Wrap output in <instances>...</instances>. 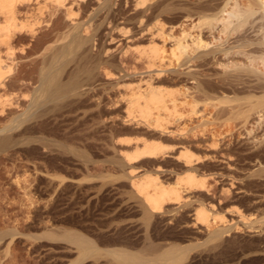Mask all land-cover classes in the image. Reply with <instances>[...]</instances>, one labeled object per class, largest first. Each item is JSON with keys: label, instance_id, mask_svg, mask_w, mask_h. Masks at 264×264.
<instances>
[{"label": "rangeland", "instance_id": "obj_1", "mask_svg": "<svg viewBox=\"0 0 264 264\" xmlns=\"http://www.w3.org/2000/svg\"><path fill=\"white\" fill-rule=\"evenodd\" d=\"M8 16L24 27L0 36L10 66L0 98L12 102L0 110V137H12L0 144V264H162V247L178 248L179 264L264 260L261 0H24L0 12V25ZM80 23L81 40L55 59ZM199 34L207 46L196 49ZM179 39L189 47L177 50ZM51 61L55 80L80 69L82 84L46 101L38 89ZM150 88L163 91L165 107L128 115L129 100ZM128 122L182 136L219 163L212 208L225 221L147 208L118 145Z\"/></svg>", "mask_w": 264, "mask_h": 264}, {"label": "crops", "instance_id": "obj_2", "mask_svg": "<svg viewBox=\"0 0 264 264\" xmlns=\"http://www.w3.org/2000/svg\"><path fill=\"white\" fill-rule=\"evenodd\" d=\"M117 138L124 159L129 153L133 156V152L139 149V159L129 160L130 162L125 160V173L130 189L142 199L148 209L153 207L152 201L157 199L155 202L159 201L161 209L158 206L159 210L158 207L157 210L154 209L155 213L169 207L180 208L183 217L196 224L201 223L196 221L199 208L215 211L212 208V205H217L215 179L221 168L214 159L183 145L182 136L165 135L157 129H149L135 122L125 123ZM163 147L166 149L161 150ZM146 150H150V153Z\"/></svg>", "mask_w": 264, "mask_h": 264}, {"label": "bare ground", "instance_id": "obj_3", "mask_svg": "<svg viewBox=\"0 0 264 264\" xmlns=\"http://www.w3.org/2000/svg\"><path fill=\"white\" fill-rule=\"evenodd\" d=\"M21 1H24V0H0V12L1 13H12V10H13V7L15 6V4L17 3V2H21ZM50 1H52V2H54L55 4H57V5H59V6H64V2L66 1V0H50ZM80 1V0H79ZM144 0H138V2H143ZM146 2V1H145ZM228 3V2H227ZM261 4H262V6L264 7V0H261ZM235 7V6H234ZM59 8V7H58ZM110 8V7H109ZM72 9V8H71ZM101 9V8H100ZM96 12V11H95ZM228 14H229V16L232 14V12L230 13V12H228ZM236 14V13H235ZM65 15H66V17H69V15H70V9L69 8H65ZM96 15V14H95ZM216 17V16H215ZM219 17V16H218ZM221 19V18H220ZM208 20V19H207ZM219 20V19H218ZM217 20V21H218ZM16 21V20H15ZM88 21V20H87ZM227 21V20H226ZM229 22V21H228ZM237 22V21H236ZM17 23V22H16ZM15 22H14V20H13V17H11L10 19H9V16H8V19L6 20V22H5V24H3V25H0V36H1V33L2 32H7V33H11V32H14V31H17V30H20V29H22L23 27H24V25H18V24H16ZM83 23V22H82ZM225 23V22H224ZM237 24V23H236ZM80 26H81V23L80 24H77L75 27H74V32L69 36V37H71V40H70V43H67V47L65 46L63 49H61V47H59V50H58V53H56V55H55V53H54V58L56 59H59L60 57L61 58H63V57H65V55L66 54H69V52L71 53V50H73V44H74V42L75 41H77L78 39H80V37H79V28H80ZM200 26V25H199ZM255 26V25H254ZM30 27V25H28V27L27 28H29ZM82 27H84L86 30H87V25L85 26V24L83 23L82 24ZM198 27V26H197ZM253 27V26H252ZM236 28V27H235ZM203 29V28H202ZM252 29V28H251ZM225 32V31H224ZM6 33V34H7ZM200 33V32H199ZM187 34H184V36L183 37H185ZM5 36V35H4ZM7 36H9V35H7ZM11 36V35H10ZM68 36V35H67ZM187 37V36H186ZM193 39H192V41L191 42H193V45L196 47V49H199V48H205L206 46H207V43L202 39V37L200 36V34L199 35H197V37H192ZM182 39V38H181ZM181 39H179L178 41H177V47H176V49L177 50H181V49H183L184 48V50L185 49H187V47H189L188 45L189 44H183L182 43V41H181ZM81 40V39H80ZM235 43V42H234ZM65 45V44H64ZM63 45V46H64ZM76 45V44H75ZM240 45V44H239ZM79 46V45H78ZM224 46V45H223ZM242 46V45H241ZM192 47V46H191ZM72 48V49H71ZM94 48V47H93ZM61 49V50H60ZM78 49V48H77ZM222 49V50H221ZM229 48L227 47V48H219L218 49V51L220 50V52H223L225 55H227L228 56V53H229V50H228ZM150 50V49H149ZM157 50V49H156ZM144 51V50H143ZM187 51V50H186ZM56 52H57V50H56ZM156 52V51H155ZM176 53V52H175ZM186 53V52H185ZM212 53H214V51L212 52ZM215 53H217V50H215ZM215 53L213 54V55H215ZM219 53V52H218ZM150 54H154V50L153 49H151V52H150ZM237 54V53H236ZM64 55V56H63ZM147 55H149V54H147ZM158 55V54H157ZM63 56V57H62ZM151 56H153V55H151ZM256 57V56H255ZM45 59V58H44ZM52 59V58H51ZM261 59V58H260ZM52 61H53V59H52ZM51 61V63H50V67H48V70L46 71V73H44L42 76L43 77H41V81L42 82H40V84H41V86H40V89H38L39 90V93H38V96L39 97H46L45 99H46V101L48 100V101H51V99H53L54 98V100H57V99H55V97L56 98H58V96H59V98H60V96H62V95H65V94H68L69 92V90L71 91V90H73V89H75L76 90V88H78V87H80V85L82 84L81 83V79H80V77H79V71H80V69H78V70H76V71H74L73 73H72V75L70 74V76H69V79H67V81H65V82H61V80H55V78H56V75H59L58 73L56 74V71H58L57 70V68H55V66H53V64L55 63L54 61V63ZM79 61V60H78ZM251 61V60H250ZM73 62V61H72ZM235 63V62H234ZM80 64V63H79ZM254 64V63H253ZM256 64V63H255ZM49 66V65H48ZM81 68V67H80ZM61 70V69H60ZM10 71V66H5V64H4V61H3V59L0 57V83H1V80H2V78L8 73ZM55 73V74H54ZM60 73V72H59ZM59 77V76H58ZM59 79H60V77H59ZM66 80V79H65ZM39 88V87H38ZM74 90V91H75ZM78 90V89H77ZM147 92H144L143 94H140L138 97H139V99H138V97H137V99H135V98H131L130 100H129V104H128V107H127V114L129 115L130 113H132V111H134V108L136 107V106H138V113H140V116L142 117V118H145V119H147V118H149V117H151V115H152V113H153V111L154 110H160V109H162V108H164L165 106H164V102H165V96H164V94H163V91L162 90H159V89H157V88H150V90H146ZM68 92V93H67ZM76 93V92H75ZM33 94V93H32ZM37 95V94H36ZM35 97V98H33L32 100H31V102L33 103V106L35 107L36 106V108H40V107H42V106H44L43 104H44V102H45V99H43L42 101H40V100H38L39 99V97ZM76 96V95H75ZM34 97V96H33ZM58 98V99H59ZM62 98V97H61ZM140 100H142V104H139L138 105V102L140 101ZM13 101V100H12ZM53 101V100H52ZM8 103H11L12 104V102H11V100L10 99H1L0 98V107H1V109L0 110H2V112L4 111V109H5V106H6V104H8ZM57 103V102H56ZM140 103V102H139ZM31 104V103H30ZM32 106V105H31ZM31 106H28V108H31ZM33 108V107H32ZM43 108V107H42ZM28 110V109H27ZM27 112V111H26ZM24 115V114H23ZM16 119V118H15ZM156 126L157 127H160V128H162V125H161V122H160V120H157L156 121ZM5 129V128H4ZM18 129V128H17ZM8 130V129H7ZM0 131H3V128L0 130ZM5 131H6V129H5ZM7 132V131H6ZM5 132V133H6ZM2 133V132H1ZM0 133V134H1ZM3 133H4V131H3ZM10 133H8V135H9ZM5 135V134H4ZM8 135H6V136H8ZM1 136V135H0ZM6 136L5 137H0V144H2L1 146H3V144L4 143H2V142H4L5 141V139H6ZM10 137V140H11V136H8L7 137V139ZM6 139V140H7ZM9 141V140H8ZM5 143H6V141H5ZM7 144V143H6ZM5 144V145H6ZM10 144V143H9ZM0 146V147H1ZM7 146V145H6ZM162 146V145H161ZM156 148V147H155ZM158 149V148H157ZM160 149V148H159ZM163 149H166V148H162L161 150H163ZM140 150H142V149H140ZM161 150H159V152L161 151ZM139 149H136V151L135 152H133L134 153V155L132 156V155H129L128 153H126V154H128L127 155V157H126V159L125 160H127V161H129V160H133V159H135V158H137V159H139L138 158V156H140V154H138L139 152ZM145 151V150H144ZM146 151H148V153H150V150H146ZM165 151V150H164ZM152 152V151H151ZM135 153H137V154H135ZM164 153V152H163ZM187 153V152H186ZM147 154V153H146ZM126 156V155H125ZM189 156V155H188ZM191 157V156H190ZM194 157V156H193ZM130 162V161H129ZM130 173V172H129ZM133 174V173H132ZM197 183V182H196ZM151 198V196H149L148 197V199H150ZM161 198V197H160ZM162 199V198H161ZM145 200V199H144ZM155 200V199H154ZM157 200V199H156ZM155 200V201H156ZM155 201H152V202H154L153 204L151 203V200H149V202L152 204V206L153 207H149L150 209L152 208V210H151V212H154L155 213V211H154V209L155 210H157L156 208L159 206V201H157V202H155ZM145 202H147L148 203V201H145ZM161 202H163V201H161ZM148 206H149V204H148ZM160 207V209H161V206H159ZM159 207H158V210H159ZM214 207V206H213ZM149 209V210H150ZM236 210V212L237 213H240V211L238 210V209H235ZM158 212V211H157ZM196 214H198L197 216H198V219L196 218V221L198 220L199 222H201L200 224L201 225H208L211 221H214V220H219V221H225V216H224V214L223 213H219L218 212V210L217 211H208L206 208H203V207H201V208H199V210L197 211V213ZM148 219V218H147ZM197 221V222H198ZM222 233V232H221ZM217 236V235H216ZM220 241V240H219ZM192 246V245H191ZM164 247H162V248H160V250L162 249V251H160L159 249H157V250H159L160 252L158 253V254H156L155 255V260H157V261H160L162 264H179V260L181 259V257H182V255L178 252V248L176 249V248H173V247H170V248H164ZM181 253H182V251H181ZM187 257V256H186ZM183 258V257H182ZM190 260V259H189ZM248 260V259H247ZM245 261V260H244ZM241 262V261H240ZM239 261H238V263L237 264H239L240 263ZM242 263V262H241ZM235 264V263H234ZM242 264H264V260H260V259H251L250 261H246V262H243Z\"/></svg>", "mask_w": 264, "mask_h": 264}]
</instances>
